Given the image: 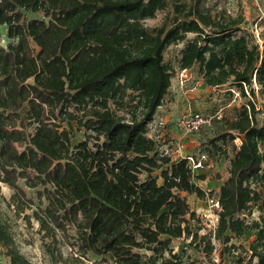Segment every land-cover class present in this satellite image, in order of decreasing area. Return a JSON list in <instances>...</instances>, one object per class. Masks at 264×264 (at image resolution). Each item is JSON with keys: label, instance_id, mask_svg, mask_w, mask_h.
Instances as JSON below:
<instances>
[{"label": "trees", "instance_id": "1", "mask_svg": "<svg viewBox=\"0 0 264 264\" xmlns=\"http://www.w3.org/2000/svg\"><path fill=\"white\" fill-rule=\"evenodd\" d=\"M168 1L0 0V26L11 40L0 46V182L13 190L14 206L32 201L19 180L46 202L32 215L46 237L74 230L76 257L51 252L50 264H77L89 252L104 264H181L171 248L181 238L198 239L206 255L215 250L213 239L223 246L222 261L236 249L231 241L254 229L241 253L249 255L245 264H264V215L252 224L240 218L254 207L264 213V194L251 186L264 177V39L260 49L240 28L243 18H213L202 0L150 33L142 22ZM39 11L47 22L23 15ZM180 42V70L197 66L207 87L229 84L250 96L228 131L209 141L214 148L236 139L240 145L219 189L216 230L201 237L182 194L203 197V190L186 160L163 155L147 131L170 87L163 52ZM72 122L84 132L76 145ZM0 246L9 264H33L1 217Z\"/></svg>", "mask_w": 264, "mask_h": 264}, {"label": "rangeland", "instance_id": "2", "mask_svg": "<svg viewBox=\"0 0 264 264\" xmlns=\"http://www.w3.org/2000/svg\"><path fill=\"white\" fill-rule=\"evenodd\" d=\"M196 0H169L163 10L157 11L152 19H146L142 22L144 28L150 33L153 29L160 28L163 24L168 26L175 19L181 20L188 8L195 5ZM176 7L181 8L177 9ZM200 8L207 12L213 18L222 17H241L243 22L240 28L250 33L254 37V42L262 49L264 39V0H248L245 2L231 3L221 0H202ZM27 20L37 19L48 21L44 18L42 12L32 13L23 12ZM6 26H0V46L6 47L11 42L7 38ZM193 34H187L186 39H193ZM184 43H173L169 45L163 52V61L171 68L170 87L167 94L163 98L161 106L156 110V121L164 124L161 137L158 139L159 144L172 143L168 146L173 149L172 157L177 159L180 156H188L199 152H208L209 160L207 166L195 172L194 184L201 188L204 192L203 197H197L195 194H182L191 211L194 212L196 221L192 222L193 226L199 228L198 237L213 233L216 230L218 223V213L220 210L211 208L209 199L217 197L219 189L225 179L228 177L230 161L232 160L235 148L240 145V140L227 142L224 147L214 148L209 144V141L219 134L225 133L228 130V124L235 120L239 109L249 99L239 96L235 88H231L226 84L220 88H209L202 80L198 72L197 66L186 70L184 74L179 69V52ZM255 93H258L256 85L253 83ZM233 89L234 93L230 90ZM248 94V93H247ZM131 97H126L128 102ZM257 106H263L262 99L257 96ZM111 108L115 107L111 104ZM131 110H123L120 113L126 114ZM193 113H200L203 116L220 115L221 119L213 122L210 127H205L199 133L193 135H183L177 124L180 119ZM162 126V125H161ZM67 128V127H66ZM71 142L73 145L78 144L84 139V132L77 131L75 122L71 123ZM155 130V129H154ZM153 132H149L148 136H153ZM159 135V134H158ZM221 146L222 143H218ZM178 150V151H177ZM211 150H213L211 152ZM170 153V151H169ZM172 153V151H171ZM154 174H158L155 172ZM264 176V172L261 173ZM199 176H204L203 180L198 179ZM161 184V180H158ZM18 185L26 194V198L31 201L28 208L25 207L23 201L18 203V207L11 203L13 190L6 184L0 182V217L6 222L8 231L10 232L15 246L19 253L29 262L33 264H50V253H60L63 259L76 257L73 255L76 250L72 247V237L74 230L68 229L65 237L61 232H56L54 239L46 237L45 232L39 230L38 223L32 217L33 212H38L45 208L46 202L42 200L40 203L35 190L28 189L24 181L19 180ZM251 186L256 187L258 191L264 194V177L252 181ZM39 189V188H38ZM20 208H24L23 211ZM260 213L256 207L247 211L240 218H243L246 223L252 224L259 222ZM27 217H29L27 219ZM257 230L249 231L242 239H234L230 244H233L236 249H231L230 254L225 252L222 261H220V250L223 246L215 242L213 244L215 250L212 254L206 255L200 252L199 240L190 243L191 239H176L173 240L171 248L174 254L181 257V264H245L249 255L241 253L242 250H247L250 243L256 238ZM197 246V247H196ZM202 248V245L201 247ZM243 248V249H241ZM149 254V253H147ZM245 257L241 262L237 261L236 255ZM168 257V255H165ZM0 264H9V259L5 254V249L0 246ZM77 264H104L100 263V258L89 252L85 257L81 258ZM157 264H161L160 261ZM252 264H256L254 259Z\"/></svg>", "mask_w": 264, "mask_h": 264}, {"label": "built area", "instance_id": "3", "mask_svg": "<svg viewBox=\"0 0 264 264\" xmlns=\"http://www.w3.org/2000/svg\"><path fill=\"white\" fill-rule=\"evenodd\" d=\"M225 2H231V3H238V2H245L248 0H221ZM182 74L186 72V70H181ZM255 84V83H254ZM232 93H234V90H230ZM238 93V91H237ZM215 119L219 120L221 119L220 115H208V116H203L200 113H193L190 114L186 117H183L178 121V128L182 132L183 135H193L197 134L200 132L201 129L205 127H210ZM162 125V126H161ZM164 124L161 122H157L156 119L154 118L151 123L147 125V131L149 132H154L153 136H149L153 138L158 146H159V151L163 153V155L169 157L172 161L180 160V159H185L187 162L188 168L191 170L192 174L195 175L196 171H200L204 169L207 166V162L209 160V155L208 152H199L195 154H191L188 156H180L176 159L172 157L173 155V149H169L168 146H172V143L169 142L168 144H159L158 139L161 137L159 130L163 129ZM155 129V130H154ZM159 134V135H158ZM170 151V153H169ZM172 151V153H171ZM178 151V150H177ZM209 203L211 208L214 210H220V204H219V197H212L209 199Z\"/></svg>", "mask_w": 264, "mask_h": 264}, {"label": "crops", "instance_id": "4", "mask_svg": "<svg viewBox=\"0 0 264 264\" xmlns=\"http://www.w3.org/2000/svg\"><path fill=\"white\" fill-rule=\"evenodd\" d=\"M156 114H157V112H156ZM156 116V115H155ZM155 118V117H154ZM160 131V130H159ZM161 131H162V129H161Z\"/></svg>", "mask_w": 264, "mask_h": 264}]
</instances>
